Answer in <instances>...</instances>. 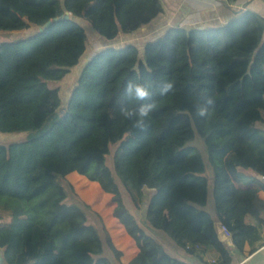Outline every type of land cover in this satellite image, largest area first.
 <instances>
[{"label":"trees","instance_id":"obj_1","mask_svg":"<svg viewBox=\"0 0 264 264\" xmlns=\"http://www.w3.org/2000/svg\"><path fill=\"white\" fill-rule=\"evenodd\" d=\"M68 11L71 18L60 20ZM162 12L161 0H0V31L36 29L0 43V132L26 134L0 142L6 264H123L102 220L91 222L99 215L67 179L73 172L112 194L113 215L139 247L129 264H192L171 254L156 233L189 255L217 252L219 261L210 264H232L234 251L259 238L264 182L241 170L264 177L262 15L242 11L221 28L171 27L143 53L135 44L103 48L68 100L52 85L84 56L85 22L113 41ZM129 81L149 85L150 98L126 96ZM166 82L173 88L161 96ZM207 99L214 105L200 118L197 106ZM142 104L155 105L144 130L120 113ZM197 138L204 151L192 144ZM246 178L255 185L245 186ZM217 224L231 238H222Z\"/></svg>","mask_w":264,"mask_h":264},{"label":"crops","instance_id":"obj_2","mask_svg":"<svg viewBox=\"0 0 264 264\" xmlns=\"http://www.w3.org/2000/svg\"><path fill=\"white\" fill-rule=\"evenodd\" d=\"M163 12L157 16L151 23L138 31L129 34H120L111 42H118L124 47L127 44H135L143 53L147 42L155 40L162 36L167 29L171 27H183L186 29H208L224 27L232 18L242 11H253L264 17V0H161ZM99 37V36H98ZM100 38V37H99ZM241 172H248L246 176L258 178L264 182L262 176L252 169H242ZM72 176H82L77 172L70 173ZM68 175V176H69ZM255 185L251 179L250 184ZM259 196L264 200V190L259 192ZM120 234L118 238L122 239L119 244L114 233L107 229L111 239L118 250L122 252L121 262L129 264L139 253V247L135 240L127 233L125 227L120 223ZM217 229L222 238L221 226L217 224ZM167 250L174 256L192 264H210L219 261V254L215 251H209L196 255H189L176 243L163 233H156ZM264 228L259 230V238L246 242L242 253L234 251L232 264H264Z\"/></svg>","mask_w":264,"mask_h":264},{"label":"rangeland","instance_id":"obj_3","mask_svg":"<svg viewBox=\"0 0 264 264\" xmlns=\"http://www.w3.org/2000/svg\"><path fill=\"white\" fill-rule=\"evenodd\" d=\"M85 25L87 27V33H88L87 48L79 65L75 69H73V71H71V73L68 75V78L64 82L52 84L53 86H60L62 88L64 96L66 95L67 100L71 95L73 87L77 83V80L79 78L82 69L89 61V59L92 58V56H94L97 52H99L103 48L116 46L120 44L118 43L119 41L111 42L110 40L103 38L87 22H85ZM35 30H36L35 28H30L20 31H0V43L11 42L21 38H25L31 35ZM25 138H26L25 133L0 132L1 143H11L14 141H21L24 140ZM192 144L197 146L200 150L204 151L203 142L199 138H197ZM112 158H113L112 155L108 157L109 165H112ZM247 173L248 172H244L245 175H247ZM67 179L73 185L75 193L85 203L90 205L91 209L99 215L100 218L96 215H92L91 222L93 224H96L97 226H100L102 220V223H104L105 227L107 229H110L112 233H115L114 231H117V233L120 234V230H121L120 221L113 215V211L116 204L112 200L113 197L112 194H106L100 185H99L100 187L98 188L95 184L91 183L89 179H87L86 177L69 175ZM245 183L250 184L251 178H246ZM145 191H146V195L144 197L143 208L137 212L140 221H143L144 219L145 209H146L145 207L148 204L147 203L148 189H146ZM0 264H6L4 259V250L1 248H0Z\"/></svg>","mask_w":264,"mask_h":264},{"label":"clouds","instance_id":"obj_4","mask_svg":"<svg viewBox=\"0 0 264 264\" xmlns=\"http://www.w3.org/2000/svg\"><path fill=\"white\" fill-rule=\"evenodd\" d=\"M173 88V84L170 82L164 83L160 89L159 94L161 96L167 95ZM125 95L131 99L137 101H144L150 98L152 95L149 85L138 84L129 81L125 88ZM214 105L212 99H207L203 105L197 106L196 115L200 118H207L210 115V106ZM155 107L154 104H142L138 109H127L121 107L120 113L125 120H131L133 122V127L136 129L144 130L146 126V120L150 113Z\"/></svg>","mask_w":264,"mask_h":264},{"label":"water","instance_id":"obj_5","mask_svg":"<svg viewBox=\"0 0 264 264\" xmlns=\"http://www.w3.org/2000/svg\"><path fill=\"white\" fill-rule=\"evenodd\" d=\"M71 16H72V14H71V12H66V14L64 15V16H61V17H59V19L60 20H62V19H70L71 18ZM52 23H53V20H49V21H47L41 28H40V31H44V30H46L47 28H49L51 25H52ZM263 180H264V177L262 176L261 177Z\"/></svg>","mask_w":264,"mask_h":264},{"label":"built area","instance_id":"obj_6","mask_svg":"<svg viewBox=\"0 0 264 264\" xmlns=\"http://www.w3.org/2000/svg\"><path fill=\"white\" fill-rule=\"evenodd\" d=\"M221 232L224 238H227V239L231 238V233L227 230L226 227L221 226ZM263 247H264V244H263Z\"/></svg>","mask_w":264,"mask_h":264}]
</instances>
